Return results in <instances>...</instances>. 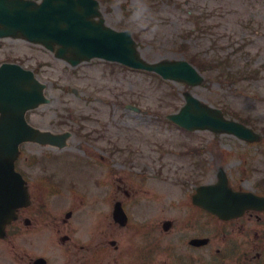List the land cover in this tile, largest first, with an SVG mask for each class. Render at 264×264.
Segmentation results:
<instances>
[{
  "label": "rangeland",
  "instance_id": "obj_1",
  "mask_svg": "<svg viewBox=\"0 0 264 264\" xmlns=\"http://www.w3.org/2000/svg\"><path fill=\"white\" fill-rule=\"evenodd\" d=\"M99 1L106 24L118 31H132L141 55L148 62L163 59L191 62L192 59L197 65L204 64L208 68L202 72L205 81L202 86L188 88L183 83L165 81L102 60L72 68L41 45L22 40L0 41V63H18L31 69L47 85L49 104L29 112L28 122L53 133H73L68 148L63 151H51L33 143L23 144L25 156L37 158L36 175L45 170L46 174L51 172L54 179L62 181L66 188L75 190L78 196L88 190L92 193L98 182L83 173L73 159L60 156L61 161L55 166V157L53 160L43 157L69 150L86 159L81 153L87 146L83 135L99 130L100 124L95 121H101L105 129L116 136L117 145L131 147L139 162L143 155L137 150L146 154L160 147L171 153H181L187 148H199L211 163L213 182L217 180L219 167H223L230 178L244 180L245 186H250L254 179L263 178L264 154L256 153L264 149V142L250 146L232 136L191 133L169 124L164 118L167 113L180 109L184 103L183 92L189 90L206 103L223 108L229 118L253 122L260 130L264 128V0ZM232 75H241L242 79L235 81ZM127 103L136 104L147 113L123 110ZM84 117L89 118L86 124L79 122ZM247 156L251 157L249 176H244L240 174L239 160ZM181 157L172 156L164 163L190 171ZM132 170L127 167L125 172ZM165 172L169 177L171 171L166 169ZM179 172L181 176L185 174ZM98 192L100 205L102 190ZM61 198L57 199L62 201ZM76 203L74 207L80 209L79 216L88 217L95 211L92 203L91 206L88 202L80 205L77 200ZM107 206L108 203L103 208ZM49 208L56 212L67 210V206L57 201ZM111 229L106 223V233ZM85 230H88L86 226ZM124 231L120 232L119 243L125 251L128 233ZM105 245L107 251L101 264H109L112 253L109 244Z\"/></svg>",
  "mask_w": 264,
  "mask_h": 264
},
{
  "label": "flooded vegetation",
  "instance_id": "obj_2",
  "mask_svg": "<svg viewBox=\"0 0 264 264\" xmlns=\"http://www.w3.org/2000/svg\"><path fill=\"white\" fill-rule=\"evenodd\" d=\"M96 142L100 161H89L83 173L98 184L92 193L71 198L62 182V201L49 197L51 180L41 181L34 169L35 157L24 156L22 150L15 169L30 202L17 211L6 238L0 239V264H101L105 243L112 248L109 264H264V211L247 210L239 217L222 219L194 201L200 186L212 184V170L205 168L209 163H198L197 170L188 171L190 177L181 178L179 171L186 173V168L162 162L172 159L170 152L137 150L147 162L136 164L142 172L132 178L125 172L132 148L118 146L110 133ZM85 143L90 154L95 153L92 143L87 139ZM166 169L171 171L169 177ZM99 189L101 201L108 202L105 209L98 202ZM233 189L244 191L242 185ZM251 190L264 196V180ZM76 199H88L95 211L79 216ZM55 201L67 206L66 212L50 210ZM118 207L124 209L120 212ZM116 212L127 215L124 226L116 222ZM106 223L112 227L109 233L104 230ZM123 231L128 233L125 251L119 243Z\"/></svg>",
  "mask_w": 264,
  "mask_h": 264
},
{
  "label": "water",
  "instance_id": "obj_3",
  "mask_svg": "<svg viewBox=\"0 0 264 264\" xmlns=\"http://www.w3.org/2000/svg\"><path fill=\"white\" fill-rule=\"evenodd\" d=\"M101 16L95 0H43L41 3L27 0H0V38L14 37L32 43H41L51 51L55 46L57 57L77 66L83 61L102 58L138 69L161 74L165 79L183 81L197 86L202 78L186 61H162L148 64L142 60L130 32H117L93 18ZM45 85L30 71L18 65L0 67V182L4 172L13 171L18 147L26 141L42 144L65 140L51 133H42L30 127L25 114L47 103ZM186 105L171 118L189 130L209 129L216 133L235 135L247 141L259 140V136L244 126L227 121L221 111L212 109L186 93ZM61 146H65V143ZM12 157L10 161L6 158ZM9 163L8 166L4 164ZM220 181L211 187L213 210L216 212H241L245 207L257 208L264 203L256 197H244L231 192L223 172ZM6 195V194H5ZM4 202V196L0 197ZM0 207V233L13 217V197ZM1 235V234H0Z\"/></svg>",
  "mask_w": 264,
  "mask_h": 264
}]
</instances>
